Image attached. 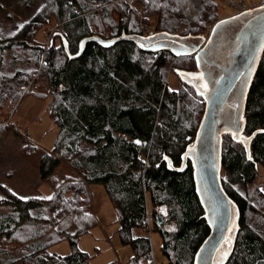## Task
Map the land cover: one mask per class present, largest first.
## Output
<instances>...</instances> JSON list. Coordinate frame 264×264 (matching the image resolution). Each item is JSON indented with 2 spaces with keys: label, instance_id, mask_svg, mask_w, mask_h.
I'll return each mask as SVG.
<instances>
[{
  "label": "trees",
  "instance_id": "trees-1",
  "mask_svg": "<svg viewBox=\"0 0 264 264\" xmlns=\"http://www.w3.org/2000/svg\"><path fill=\"white\" fill-rule=\"evenodd\" d=\"M39 1L27 22L0 18V121L26 94L45 85L47 92L35 96L48 99V117L57 132L50 153L40 159L39 174L52 190L47 197L23 199L0 188V264H91L78 243L96 226L88 192L92 184L103 187L116 213L120 241L131 249L126 264L151 263V233L160 236L169 264H193L209 228L190 160L182 172L171 168L181 167L204 102L182 81L170 90L167 77L171 71L197 73L194 57L146 53L124 41L110 48L87 43L73 59L65 47L73 56L84 38L112 39L122 32L146 36L167 32L168 25L181 28V36L205 37L221 19L216 0ZM51 22L63 32L45 50L35 37ZM243 121L245 138L264 131V50ZM7 131L0 126V140ZM28 148L23 147L24 155L32 156ZM60 164L69 174H56ZM259 168L264 170V132L249 142L248 152L231 135L222 136L221 185L238 214L225 264H264ZM62 242L70 248L67 255L49 252Z\"/></svg>",
  "mask_w": 264,
  "mask_h": 264
},
{
  "label": "water",
  "instance_id": "water-1",
  "mask_svg": "<svg viewBox=\"0 0 264 264\" xmlns=\"http://www.w3.org/2000/svg\"><path fill=\"white\" fill-rule=\"evenodd\" d=\"M124 41L133 43L142 52H169L177 58L192 56L195 59L202 78L186 74H179V77L202 97L204 111L193 142L182 155L181 167L171 170L182 172L190 160L195 192L209 228L195 253L193 264H225L232 251L238 214L234 202L221 185L222 136L231 135L248 152L249 142L264 132L257 130L248 138L242 136L246 96L264 50V7H253L218 19L206 38L163 31L146 36L122 32L112 39L84 38L75 55H70L67 47L65 52L75 59L82 54L87 43L110 48ZM226 238L230 239V247L225 243Z\"/></svg>",
  "mask_w": 264,
  "mask_h": 264
},
{
  "label": "rangeland",
  "instance_id": "rangeland-1",
  "mask_svg": "<svg viewBox=\"0 0 264 264\" xmlns=\"http://www.w3.org/2000/svg\"><path fill=\"white\" fill-rule=\"evenodd\" d=\"M240 1L250 6L251 3H258L259 0ZM216 2L221 18L236 13L225 4L224 0H216ZM40 5L39 0H0V18L8 16L19 23L27 22ZM119 17L120 13L116 8L113 18L118 21ZM151 25L154 24L151 23ZM58 27L62 28L51 22L47 28L39 30L35 37L36 43H43L44 49H48L51 37L48 36L47 31L55 28L59 30ZM142 30H145L146 33L147 27L143 26ZM166 31L171 34H180L181 28L168 25ZM191 76L199 77L200 75L197 71ZM180 81L179 73L169 72L167 84L170 90H176ZM46 92L45 85L39 84L0 121V126L8 129L0 140V188L11 191L23 199L39 195L47 197L52 190L49 179H42L39 174L40 159L42 155L50 153L57 132V128L48 117V99H40L35 96L36 93ZM25 145L32 147L26 150L28 154L33 153L32 156L24 155L23 147ZM69 171L70 169L65 164H60L56 168V174L67 175ZM258 171V182L264 183V170L259 168ZM261 191L264 193V186ZM88 192L96 226L81 237L78 243L79 250L92 257L91 264H126L131 256V249L120 241L117 216L105 190L98 184H92L88 186ZM2 210L3 208H0V213ZM150 240L152 250L150 264H169L161 251L160 236L157 233H151ZM13 248L9 247L10 250ZM49 252L65 256L70 252V248L67 242H62L51 248Z\"/></svg>",
  "mask_w": 264,
  "mask_h": 264
},
{
  "label": "built area",
  "instance_id": "built-area-1",
  "mask_svg": "<svg viewBox=\"0 0 264 264\" xmlns=\"http://www.w3.org/2000/svg\"><path fill=\"white\" fill-rule=\"evenodd\" d=\"M224 2H225V4L227 6H229L230 8H232L236 13L243 12V11L248 10L250 8H253V7H262V8L264 7V0H260L256 4L255 3H251L250 6L249 5H246L243 1H240V0H224ZM112 5L115 6V3H112ZM115 11H116V8L114 9L113 15H114ZM143 31L145 32V30H143ZM57 32L61 34L63 32L62 28H59V30L57 28H55V29H52V30H48L47 31L48 36L51 37V38Z\"/></svg>",
  "mask_w": 264,
  "mask_h": 264
},
{
  "label": "snow or ice",
  "instance_id": "snow-or-ice-1",
  "mask_svg": "<svg viewBox=\"0 0 264 264\" xmlns=\"http://www.w3.org/2000/svg\"><path fill=\"white\" fill-rule=\"evenodd\" d=\"M221 23L223 24L225 22L222 21ZM20 27H23V25H20ZM217 27H220V25H217ZM201 78L202 77H197V79H201ZM204 88H205V91H207V86L206 85L204 86ZM164 159L167 160L168 158L165 157ZM169 167H171V163L170 162H169ZM0 199H2V197H0ZM47 199H52V197H48ZM234 228H235V225H233V229ZM225 243L229 244V247H230V239L229 238H226ZM225 258H227V254L225 255Z\"/></svg>",
  "mask_w": 264,
  "mask_h": 264
},
{
  "label": "crops",
  "instance_id": "crops-1",
  "mask_svg": "<svg viewBox=\"0 0 264 264\" xmlns=\"http://www.w3.org/2000/svg\"><path fill=\"white\" fill-rule=\"evenodd\" d=\"M260 1V0H259ZM92 231V230H91Z\"/></svg>",
  "mask_w": 264,
  "mask_h": 264
}]
</instances>
